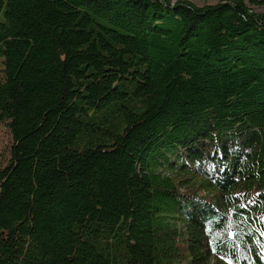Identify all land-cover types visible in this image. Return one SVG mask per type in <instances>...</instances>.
<instances>
[{"label": "trees", "instance_id": "16d2710c", "mask_svg": "<svg viewBox=\"0 0 264 264\" xmlns=\"http://www.w3.org/2000/svg\"><path fill=\"white\" fill-rule=\"evenodd\" d=\"M0 264H264V0H0Z\"/></svg>", "mask_w": 264, "mask_h": 264}, {"label": "rangeland", "instance_id": "374dc122", "mask_svg": "<svg viewBox=\"0 0 264 264\" xmlns=\"http://www.w3.org/2000/svg\"><path fill=\"white\" fill-rule=\"evenodd\" d=\"M196 5H203L206 3L215 4L219 0H190ZM10 147H11V136L9 131L0 125V169L3 168L10 156Z\"/></svg>", "mask_w": 264, "mask_h": 264}]
</instances>
